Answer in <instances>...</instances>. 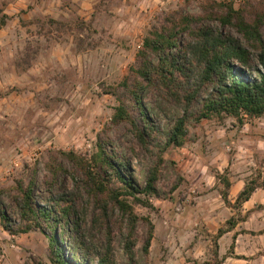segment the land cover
<instances>
[{
    "label": "rangeland",
    "instance_id": "1",
    "mask_svg": "<svg viewBox=\"0 0 264 264\" xmlns=\"http://www.w3.org/2000/svg\"><path fill=\"white\" fill-rule=\"evenodd\" d=\"M8 1L0 0V20L5 16V24L8 17L3 9ZM209 1L231 2L248 10L258 2ZM22 3L24 6L14 17L15 24L10 22L8 26L16 36L13 64L19 80L14 79L13 83L8 65L9 81L0 90V99H4L3 109L0 106V210L15 221V229L22 226L15 214L14 196L18 184L23 187L31 184L40 204L47 203L50 193L66 194L77 209L75 218L88 234L95 212L89 174L102 182L110 178L108 188L120 190V181L111 176V170L97 156L100 146L109 153L112 149L128 163L129 177L141 188L146 168L161 155L164 161L156 183L160 196L141 194L148 201L146 205L127 198L138 217L133 248L135 264H162L165 261L162 245L159 248L151 239L148 253L142 251L148 229L144 218L153 224L154 233L155 226L163 220L172 224L175 215L182 213L188 204V183L179 169L177 148H207L209 130L215 133L219 126L231 124L235 119H203L189 125L187 140L181 147H164V137L160 135L145 149L125 123L113 124L111 118L120 100L130 107L128 92L121 82L132 78L131 68L138 65L137 52L143 38L150 30L167 25L166 19L174 12L204 14L203 6L208 0H23ZM205 22L241 38L234 29L221 27L217 21ZM261 33L264 37V26ZM142 102L146 115L162 135L168 133L172 122L181 115L163 89L148 88L142 94ZM119 216V210L113 208L111 220ZM120 227L125 231L124 223L114 227L115 257L118 264H128L119 241ZM58 232L63 234L66 258L84 264L75 257L76 241L68 243L72 231L59 223L57 237ZM93 240L100 248L104 232H95ZM0 264H53L47 236L39 229L11 234L3 228L0 218Z\"/></svg>",
    "mask_w": 264,
    "mask_h": 264
},
{
    "label": "trees",
    "instance_id": "2",
    "mask_svg": "<svg viewBox=\"0 0 264 264\" xmlns=\"http://www.w3.org/2000/svg\"><path fill=\"white\" fill-rule=\"evenodd\" d=\"M203 8L204 14L198 15L174 12L166 19L167 25L150 30L137 52L138 65L131 68L132 78L121 82L128 92L130 107L120 100L114 108L111 122L125 123L145 149H148L152 139L156 140L160 135L164 137V147H181L187 140L189 125L203 119L232 117L241 124L244 115L249 119L264 116V37L261 33L264 0H258L251 10L235 7L231 2L209 0ZM4 18L0 20V28L5 24ZM206 19L217 21L221 27L234 29L241 38L206 23ZM150 87L163 89L170 102L181 111L166 135H162L144 111L142 94ZM110 151L100 146L97 156L111 170V176L120 181V190L108 188L110 178L102 182L89 174L95 212L88 234L83 231L80 220L75 218L77 209L66 194L50 193L47 203L40 204L31 184L26 187L18 184V192L14 196L15 214L23 225L15 229V221L0 210L3 228L11 234L39 229L48 238L53 264H79L64 255L63 234L58 232L59 236H56L57 225L62 223L64 229L72 231L68 243L76 241L75 257L80 262L118 264L114 227L117 223L120 226L124 223L125 231L121 227L119 229V241L128 264H135L133 248L136 245L134 233L138 217L127 196L143 205L148 201L140 197L141 194L159 197L156 183L164 160L157 155L155 162L146 168L141 188L129 177L128 163L118 158L112 149ZM251 189L252 186L245 188L239 200L245 199ZM113 208L119 210L120 216L111 220ZM144 219L148 229L142 251L147 254L154 226L148 218ZM101 231L104 232V240L99 248L93 234Z\"/></svg>",
    "mask_w": 264,
    "mask_h": 264
},
{
    "label": "crops",
    "instance_id": "3",
    "mask_svg": "<svg viewBox=\"0 0 264 264\" xmlns=\"http://www.w3.org/2000/svg\"><path fill=\"white\" fill-rule=\"evenodd\" d=\"M22 1L10 0L3 9L8 18L0 28V90L9 81L8 65L13 83L19 80L16 36L8 26L15 24ZM216 132L209 130L207 148H177L192 194L172 224H155L152 244L163 246L162 264H264V116L223 124ZM248 186L250 194L239 200Z\"/></svg>",
    "mask_w": 264,
    "mask_h": 264
},
{
    "label": "built area",
    "instance_id": "4",
    "mask_svg": "<svg viewBox=\"0 0 264 264\" xmlns=\"http://www.w3.org/2000/svg\"><path fill=\"white\" fill-rule=\"evenodd\" d=\"M244 117L246 118V116L244 115Z\"/></svg>",
    "mask_w": 264,
    "mask_h": 264
}]
</instances>
